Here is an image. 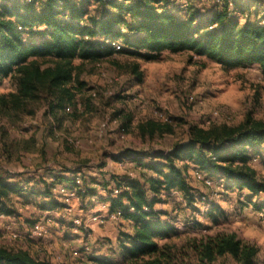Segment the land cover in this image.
Here are the masks:
<instances>
[{"label": "rangeland", "instance_id": "obj_1", "mask_svg": "<svg viewBox=\"0 0 264 264\" xmlns=\"http://www.w3.org/2000/svg\"><path fill=\"white\" fill-rule=\"evenodd\" d=\"M188 1L199 10L200 16L211 12L217 2ZM256 1L264 5V0ZM87 9L89 15H94L97 5L90 3ZM37 61L41 65L49 63L47 59ZM72 66L71 85L77 89L78 83L82 86L75 94L74 104L65 108L59 120L50 114L49 105L42 97L27 106L32 111L30 114L13 109L0 112V176L33 188L36 193L43 191V184L39 182L48 171L57 173L68 168L75 171L85 168L77 175L86 178L84 183L79 181L82 190L88 185L94 186L90 184L92 178L144 181L143 166L122 162L118 159L120 152H167L174 144L188 140L191 126H237L247 116L264 122V79L255 65L222 68L189 52L163 51L153 61L117 52L95 61L74 59ZM134 66L142 75L141 82L133 74ZM14 91L15 79H3L0 94ZM125 116L131 117L126 132L121 129ZM147 122L168 125L170 131L163 135L142 134L138 126ZM250 162L257 179L264 181V145L258 155L251 156ZM195 170L198 168L191 167L187 177L192 198L172 190L163 192L161 201L154 205L162 220L170 221L176 230L175 236L156 240L160 247L170 249V263L201 264L192 246L203 237L232 233L241 241L256 245L257 264H264V212L254 205L264 208V194L254 196L251 202H237L238 192L226 188L224 177L201 171V177L197 178ZM30 179L34 186H29ZM113 185L116 189L115 182ZM97 190L101 197H108L107 189L97 187ZM68 191L62 198L56 187L51 189V197L60 206L52 208L47 204V209L40 205L49 203L48 198L29 192L21 196L11 194L9 206L14 213L8 216L7 222L0 221V242L11 249L26 251L47 264H94L89 259L73 257L77 244L89 248V251L85 247L79 250L86 257L94 252L110 255V249H97L96 245L99 240L110 245L117 237L120 242L126 235V221L122 224L107 221L108 202L95 199L93 203L88 197L82 199L74 189ZM232 192L235 196H228ZM210 211L212 216L208 214ZM96 215L103 219L94 221L92 218ZM36 223L42 227V233L31 236L30 229ZM59 224L64 230L58 228ZM122 227L124 231L120 230ZM215 264L235 263L224 256L217 258Z\"/></svg>", "mask_w": 264, "mask_h": 264}, {"label": "trees", "instance_id": "obj_2", "mask_svg": "<svg viewBox=\"0 0 264 264\" xmlns=\"http://www.w3.org/2000/svg\"><path fill=\"white\" fill-rule=\"evenodd\" d=\"M182 1L187 2L186 7ZM216 1L211 12L200 16L188 0H0V84L5 78L15 79V91L0 94V112L13 109L30 114L27 106L42 97L50 114L59 120L65 108L74 104L75 94L82 86L78 83L77 89L71 85L72 61H95L117 52L144 61L157 59L163 51L189 52L222 68L255 65L264 79V15L259 16L257 1ZM90 3L97 5L94 15L88 13ZM112 43L119 46L118 51ZM39 58L49 63L41 65ZM132 71L141 82L137 66ZM130 122L131 117L125 116L121 129L126 132ZM138 129L149 135L170 131L168 125L152 122L141 124ZM263 145L264 122L247 116L237 126H191L185 143L174 144L167 152H147L153 161L137 165L152 175L144 181L114 178L118 193L111 195L108 191L109 213L120 211L122 218L131 223L132 233L121 239L116 257L90 261L171 264L170 249L156 242L176 235L171 222L162 220L161 213L154 209L162 193L178 190L192 198L187 177L189 169L195 167L210 176L224 177L226 188L236 190L246 202H251L254 196L264 194V181L257 179L250 162ZM129 155L130 151L120 152L119 159ZM62 181L69 182L81 196L94 194L93 189L82 190L74 178L59 175H54L51 182L40 181V193L0 176V215L14 213L9 206V197L14 193L21 196L29 192L48 198L49 203L40 205L43 209L49 208L47 204L52 208L60 206L51 197V189ZM254 205L264 212L263 206ZM208 214L212 216V211ZM192 247L201 264H215L217 258L224 256L235 264H257L258 247L232 233L203 237ZM0 264L47 263L0 242Z\"/></svg>", "mask_w": 264, "mask_h": 264}, {"label": "crops", "instance_id": "obj_3", "mask_svg": "<svg viewBox=\"0 0 264 264\" xmlns=\"http://www.w3.org/2000/svg\"><path fill=\"white\" fill-rule=\"evenodd\" d=\"M258 5H259V3H257ZM259 7V12H260V14H259V16L261 17V16H263L264 15V5L263 6H258ZM209 13V12H208ZM207 14V13H206ZM205 14V15H206ZM244 21V20H243ZM118 159H119V157H118ZM120 160L122 161V162H127L128 161V163L127 164H130V165H133V164H139V165H145V164H147V163H149V162H152L153 160L151 159V157L148 155V154H141V153H139V152H137V151H134V150H131L130 151V155L129 156H126V157H124V158H120ZM126 160V161H125ZM102 168H103V166L102 167H100L99 168V171H101L102 170ZM85 168H82V169H78V171H75V169L74 168H68V169H65V170H62V171H60V172H57V173H53L52 171H48L49 173H47L46 175H44L45 177H47V178H45L44 176H43V179L42 180H45V181H51V180H53V176L54 175H59V176H62V177H65V178H69V179H72V178H74L76 175H79V174H81V172H84L83 170H84ZM149 173H151V171L150 170H148L147 168H144L143 167V169H142V174H143V176L144 177H149L148 176V174ZM49 174V175H48ZM52 174V175H51ZM48 179V180H47ZM84 179H86L84 176L82 177V181H83V183L85 182V180ZM114 179V178H113ZM113 179H111L110 181H108L107 179H105L106 181H99V180H97V179H90V184H93L94 183V186L93 187H91L90 185H88L87 186V188H90V189H93V191H94V194H92V195H86V196H81V198L83 199L84 197H88L89 198V200H91V202H93V203H95L96 201H94L95 199L96 200H103V201H105V202H108V200H107V198L108 197H101V196H103V195H100V192L97 190V187H101L103 190H105L106 191V189H107V191H110V194L111 193H113V191H114V189L112 188V186H114L113 185V183H114V180ZM31 180L32 179H30V181H28V184H30L29 186H34V184H32V182H31ZM33 181V180H32ZM94 181V182H93ZM35 182V181H34ZM102 183H105V184H107V186H106V188H104V186L102 185ZM32 184V185H31ZM77 184H79V183H77ZM55 187L57 188V194L59 195V196H61L62 198L63 197H66L67 195H68V193L70 192V191H68V190H70V189H74L75 190V188H72V187H70V184H69V182H65V181H62L60 184H58V185H55ZM54 187V188H55ZM54 188H52V189H54ZM78 194V193H77ZM228 194V196H235V194H234V192H232V193H227ZM79 195V194H78ZM111 195H113V194H111ZM237 196V202H245V200L243 199V196H241L240 194H238V195H236ZM254 198V197H253ZM253 198H252V200H253ZM59 199V198H58ZM108 204V206H109V202L107 203ZM107 213L109 212L108 211V209H107V211H106ZM9 215H1L0 216V221L1 220H3L4 222H7L8 221V219H9V217H8ZM106 218H107V221H109V222H111V220L107 217V216H105ZM126 220L124 219V218H122V219H120L119 221H116V222H114L115 224L117 223V222H119L120 224H122L123 222H125ZM112 223H113V221H112ZM60 226L58 227L59 229H61V230H64L63 229V225H61V224H59ZM8 226H9V223L6 225V228H8ZM125 227H126V229H125V232H126V234H131L132 233V226H131V223H129L128 221H126V225H125ZM66 230H68V232H72V229H66ZM120 230H122V231H124V229H123V227L122 228H120ZM27 232H28V230H27ZM79 235V234H78ZM77 235V236H78ZM80 239H77L76 240V242H80L79 241ZM101 242V240H99V243L96 245V248L97 249H102L101 247H106V248H108V249H110L108 252H109V254L110 255H105V254H103V253H101V252H94V253H92L90 256H88V257H86V256H84V254L82 255L80 252H79V250H82V248L84 249V247H86V246H84L83 247V244H77L76 246L77 247H75V249H73L74 250V252H73V257H75V258H80V259H93V258H103V257H108V258H111V257H116V254L118 253V251H119V249H120V246H119V240H118V237H117V239L116 238H114V240H113V242H111V244L109 245H107V244H104V243H100ZM107 245V246H106ZM95 248V249H96ZM91 250V249H90ZM38 260H40V261H42L41 259H38ZM92 262V261H91Z\"/></svg>", "mask_w": 264, "mask_h": 264}, {"label": "built area", "instance_id": "obj_4", "mask_svg": "<svg viewBox=\"0 0 264 264\" xmlns=\"http://www.w3.org/2000/svg\"><path fill=\"white\" fill-rule=\"evenodd\" d=\"M183 7H186V5H187V2L186 1H182V4H181ZM230 6H231V3L229 4ZM112 46L113 47H115L116 49H118L119 48V46L117 45V44H115V43H112ZM200 173H201V171L200 170H195L194 171V174H195V176L197 177V178H200L201 176H200ZM130 180H133V178H129ZM74 180L76 181V183H79V181H80V179H79V177L78 176H75L74 177ZM204 182H205V184L206 185H209L210 184V182L208 181V179H205L204 178ZM123 186V185H122ZM122 188H124V189H127V187H125V186H123ZM118 193V190L117 189H114V191H113V195H116ZM69 195H72V193H70ZM109 213V212H108ZM1 216V215H0ZM110 220H112V221H114V222H116V221H119L120 219H122V216H121V213H120V211H114V212H112V213H109V217H108ZM94 221H96V220H100V219H103L101 216H99V215H96V216H94L93 218H92ZM42 233V227L39 225V223H36V224H34L32 227H31V229H30V234H31V236L32 235H34V236H36V235H38V234H41ZM15 235L13 234V237H14ZM85 251H89V248L86 246L85 247Z\"/></svg>", "mask_w": 264, "mask_h": 264}]
</instances>
